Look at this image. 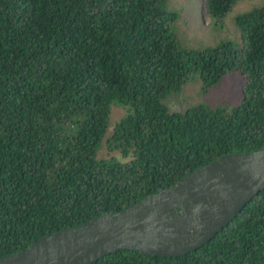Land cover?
<instances>
[{
  "label": "trees",
  "instance_id": "1",
  "mask_svg": "<svg viewBox=\"0 0 264 264\" xmlns=\"http://www.w3.org/2000/svg\"><path fill=\"white\" fill-rule=\"evenodd\" d=\"M236 1L205 10L222 27ZM168 5L0 0V257L223 154L264 149V3L235 16L241 45L202 48L183 45ZM230 72L243 80L235 105L165 104L192 75L206 92ZM90 264H264V189L196 250H118Z\"/></svg>",
  "mask_w": 264,
  "mask_h": 264
},
{
  "label": "water",
  "instance_id": "2",
  "mask_svg": "<svg viewBox=\"0 0 264 264\" xmlns=\"http://www.w3.org/2000/svg\"><path fill=\"white\" fill-rule=\"evenodd\" d=\"M264 189V149L223 154L119 211L48 233L0 264H90L118 250L160 257L201 247Z\"/></svg>",
  "mask_w": 264,
  "mask_h": 264
},
{
  "label": "rangeland",
  "instance_id": "3",
  "mask_svg": "<svg viewBox=\"0 0 264 264\" xmlns=\"http://www.w3.org/2000/svg\"><path fill=\"white\" fill-rule=\"evenodd\" d=\"M204 3L205 0H169L167 6L169 10L178 13L175 32L182 39L183 45L190 48L211 46L227 39L241 45V37L237 25L234 23L235 16L264 3V0L236 1L231 11L226 15L222 27L217 26L219 24L209 17ZM242 82V77L237 72H230L222 77L215 86L203 92L198 77L192 75L180 91L166 97L165 104L170 111H183L200 102L213 107L235 105L241 100ZM121 112L120 108H114V120L121 116L123 113Z\"/></svg>",
  "mask_w": 264,
  "mask_h": 264
}]
</instances>
